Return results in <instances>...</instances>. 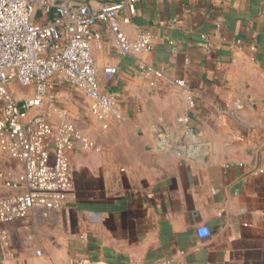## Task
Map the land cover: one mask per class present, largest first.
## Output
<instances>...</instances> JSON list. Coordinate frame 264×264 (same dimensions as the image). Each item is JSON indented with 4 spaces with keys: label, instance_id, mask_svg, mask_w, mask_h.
I'll use <instances>...</instances> for the list:
<instances>
[{
    "label": "crops",
    "instance_id": "1",
    "mask_svg": "<svg viewBox=\"0 0 264 264\" xmlns=\"http://www.w3.org/2000/svg\"><path fill=\"white\" fill-rule=\"evenodd\" d=\"M95 29L119 116L99 150L70 153L60 207L0 223V264H264V0H142L122 29L151 49L125 55ZM0 167L16 178L22 162Z\"/></svg>",
    "mask_w": 264,
    "mask_h": 264
},
{
    "label": "built area",
    "instance_id": "2",
    "mask_svg": "<svg viewBox=\"0 0 264 264\" xmlns=\"http://www.w3.org/2000/svg\"><path fill=\"white\" fill-rule=\"evenodd\" d=\"M140 1L118 0L93 9L71 6L68 0H0V156L22 162L16 178L0 170V181L24 190L0 197V223L24 219L34 209L49 212L60 207L72 187L70 153L76 146L97 147L71 122L54 124L43 110L53 97L49 89L55 80L87 97L103 127L110 116H119V95L103 91L101 83V78L112 79L118 68L98 69L93 42L101 37L95 25L104 24L114 35V47L121 55L151 49L149 34L130 40L122 29ZM139 72L161 75L148 66ZM23 89L34 93L17 97Z\"/></svg>",
    "mask_w": 264,
    "mask_h": 264
},
{
    "label": "rangeland",
    "instance_id": "3",
    "mask_svg": "<svg viewBox=\"0 0 264 264\" xmlns=\"http://www.w3.org/2000/svg\"><path fill=\"white\" fill-rule=\"evenodd\" d=\"M21 92L26 95H32L34 93L33 89H23ZM49 94L53 97H47L49 101L45 103L43 110L48 113L50 120L54 124H59L62 121H69L81 135L88 138V140L92 141L94 144V138H101L110 130V128L103 127L101 125L102 123L98 122L99 120L94 117L95 115L89 108L88 98L66 82L59 83L56 89L50 88ZM21 95H17V97H21ZM102 133H104V135ZM96 146L97 147L89 150H84L82 147L76 146L74 152L99 150L98 145ZM0 184H2L1 181ZM3 195L4 194L0 192V197Z\"/></svg>",
    "mask_w": 264,
    "mask_h": 264
}]
</instances>
